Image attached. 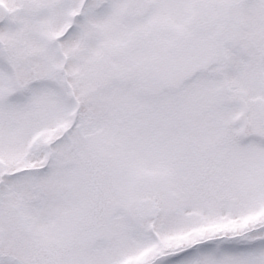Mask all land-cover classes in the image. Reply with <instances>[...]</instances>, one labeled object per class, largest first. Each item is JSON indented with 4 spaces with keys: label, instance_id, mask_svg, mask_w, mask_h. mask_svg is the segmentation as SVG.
Wrapping results in <instances>:
<instances>
[{
    "label": "snow or ice",
    "instance_id": "1",
    "mask_svg": "<svg viewBox=\"0 0 264 264\" xmlns=\"http://www.w3.org/2000/svg\"><path fill=\"white\" fill-rule=\"evenodd\" d=\"M0 264H264V0H0Z\"/></svg>",
    "mask_w": 264,
    "mask_h": 264
}]
</instances>
